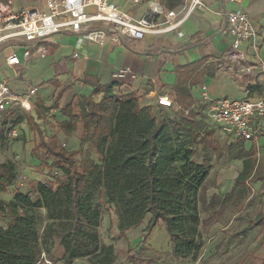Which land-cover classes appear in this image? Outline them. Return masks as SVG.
I'll list each match as a JSON object with an SVG mask.
<instances>
[{
    "label": "trees",
    "instance_id": "1",
    "mask_svg": "<svg viewBox=\"0 0 264 264\" xmlns=\"http://www.w3.org/2000/svg\"><path fill=\"white\" fill-rule=\"evenodd\" d=\"M195 63L198 67L187 66L174 87L179 109L164 116L160 108L166 107L140 105L135 93L115 97L118 81L106 86L93 82L92 93H104L99 103L92 95L75 99L63 111L69 121L57 128L70 132L81 127L91 135H101L94 147L97 161L79 157V150L65 149L55 135L45 137L38 124L39 110L35 111L36 120L29 115L28 126L37 134L33 155L40 161L51 160L49 169L58 174L52 181L33 183V197L16 190L11 199L0 198V264H45L43 256L53 264L55 238L63 250L62 264L78 259H86V264H113L117 252L112 244L102 241L98 231L105 203L113 206L117 234L138 228L149 214L143 241L162 223L173 259L197 257L202 247L198 196L212 169L211 153L220 158L222 150L210 133L201 136L207 128L205 109L194 107L185 84L193 75L190 72L202 64ZM215 67L206 65L196 73V79L204 73L213 75ZM107 105L108 116L104 111ZM180 131L190 134L188 143L173 146L170 134ZM196 139L202 145L201 161L192 158L191 145ZM258 178L253 159L244 158L224 202L239 206L248 192V181ZM14 180V165L0 163V192ZM1 220H6L5 225ZM251 224L260 226L264 237V214ZM133 252L131 247L126 250L129 257ZM141 261L159 264L152 259ZM251 263L264 264V254L253 256Z\"/></svg>",
    "mask_w": 264,
    "mask_h": 264
},
{
    "label": "crops",
    "instance_id": "2",
    "mask_svg": "<svg viewBox=\"0 0 264 264\" xmlns=\"http://www.w3.org/2000/svg\"><path fill=\"white\" fill-rule=\"evenodd\" d=\"M110 1L134 18L146 16L151 12L152 7L165 12L177 7L180 3L173 0ZM90 10L92 11V9ZM232 10L245 12L256 29L255 38L241 46L246 52V56L239 62H233L228 58L231 38L227 34L225 13ZM162 18V14H155L153 17L156 21H161ZM43 45V55L39 50L33 53L28 61H22L20 65L14 67L5 64V55L8 50H0V80L8 79L13 92L26 93L31 88L36 89L30 101L33 103L35 111L39 110L41 113V118L38 120L40 128L45 137L55 135L67 150H78L86 131L78 127L74 131L64 132L57 128V124L69 121V116L63 111L75 99L87 98L92 95L94 102L102 101L103 92L92 93L94 81L101 86L118 81L120 86L115 89V97L118 91L122 92L120 96L135 93L139 98L140 105L155 106L157 109L160 108L156 104L158 96H171L175 106L160 108L163 116L179 109L175 102L176 93L174 91L179 74L187 66L197 68L195 62L199 61L202 62L199 65L200 68L191 71L190 73L193 75L185 82L194 107L197 105L204 109L206 107L205 103L200 100L201 85L206 86L207 92L212 98L228 96L257 100L263 95L264 77L260 71L264 69V0H203V6L196 8L177 31L147 34L139 40L118 37L109 39L104 46L92 43L76 46V35L62 31L51 35ZM211 63L216 64L214 74L204 73L202 77L196 79V73ZM243 67L251 69L246 72L242 70ZM120 69L126 70L125 76L114 79L113 73ZM5 70L10 74H5ZM9 110L2 113H7ZM205 117L207 128L201 133V136L210 133L212 140L218 145L237 144L244 148L247 147L246 150L254 149L255 156H257L256 161H254V157H244L253 159L254 172L260 177L251 181L264 180V175L255 171L256 165L260 161L259 156L264 154V117L253 119L255 135L251 140L223 135L208 120L206 113ZM261 214L264 213L259 215ZM252 220L249 222L250 226L259 229V235L264 243L260 226L252 225ZM157 225H161V223ZM155 229L156 226L150 233L152 234ZM222 234L217 233L216 236L211 237L207 246H204L206 251L201 249L196 258L202 259L205 254L207 256L209 252L214 251L224 239ZM124 235L125 237L130 236L127 232ZM137 236H140L139 231L133 234V238H137ZM159 243L162 244L157 242L149 245L154 250L166 248L170 253L171 246L168 237L165 236L163 242ZM52 254L55 259L61 258L63 254L59 238L54 240ZM253 256L259 255H251L249 264H252ZM78 261L76 262L78 263ZM80 264L84 263L80 261ZM113 264H116V260Z\"/></svg>",
    "mask_w": 264,
    "mask_h": 264
},
{
    "label": "rangeland",
    "instance_id": "3",
    "mask_svg": "<svg viewBox=\"0 0 264 264\" xmlns=\"http://www.w3.org/2000/svg\"><path fill=\"white\" fill-rule=\"evenodd\" d=\"M43 2L44 0H0V13L14 12L32 5H42ZM4 73L10 74L7 70ZM121 94L122 92L118 91L116 97L119 98ZM104 111L108 116L110 105H107ZM28 119L29 115L20 106L0 114V163H12L15 170L13 185L0 192V198L3 200L11 199L16 190L28 192L33 197L31 192L33 183L52 181L58 174L55 170L49 169L51 160L40 161L33 155L32 149L37 141V134L28 127ZM85 134L78 149V156L97 161L98 156L94 147L101 135H91V132H85ZM189 137L190 134L181 131L170 134L173 146L187 144ZM201 147L198 139L191 145V149L194 150L192 158L196 161L202 159ZM219 147L222 155L216 158L211 153L212 169L198 196L201 249L206 251L208 240L217 233H223L224 239L219 246L207 256L205 254L202 259L175 260L166 248L154 250L149 245L157 242L162 244L159 242H163L165 236L168 237L162 223V226L156 225L154 232L149 233L143 241V234L150 219L148 214L146 220L138 228L129 230L127 233L130 236L125 237V235L117 234L113 206L105 203L102 206L103 215L98 231L102 241L114 246L117 252L116 264H142L143 259H152L159 264H249L251 255H260L264 252V243L259 235V229L249 224L250 220L264 213V180L248 181V193L240 206H231L223 201V196L231 190L241 170L244 157H254L256 161L257 156L254 149L246 150L247 147L237 144H219ZM259 160L255 171L264 175V154L259 156ZM5 221L1 220V224L5 225ZM137 231L140 232V236L133 238V234ZM129 247L134 249L131 257L126 254ZM78 260L79 264L80 261L86 264V259ZM55 261L53 264H62L58 258ZM75 262L74 264H78Z\"/></svg>",
    "mask_w": 264,
    "mask_h": 264
},
{
    "label": "built area",
    "instance_id": "4",
    "mask_svg": "<svg viewBox=\"0 0 264 264\" xmlns=\"http://www.w3.org/2000/svg\"><path fill=\"white\" fill-rule=\"evenodd\" d=\"M202 6L203 0H181L173 9L163 12L162 9L152 7L146 16L134 18L110 0H44L42 5L0 13V50H8L5 64L14 67L22 61H28L39 50L43 55L45 40L62 31L76 35V46L83 43L104 46L109 39L118 37L139 40L147 34L177 31L191 13ZM155 14H162V20H154ZM225 20L227 34L231 38L228 58L233 62L244 60L246 52L241 46L255 38V26L242 11L226 12ZM250 69L242 68L246 72ZM260 72L264 77V69ZM125 74L126 70L120 69L113 73V78L120 79ZM35 91V88H31L26 93L13 92L8 79L0 80V113L20 106L26 114L32 115L35 107L30 99ZM200 100L205 103L208 120L226 136L251 140L255 135L253 119L264 117V89L263 95L257 100L228 96L212 98L206 86L201 85ZM156 104L166 108L175 106L169 95L158 96ZM43 259L45 264H52L44 256Z\"/></svg>",
    "mask_w": 264,
    "mask_h": 264
},
{
    "label": "water",
    "instance_id": "5",
    "mask_svg": "<svg viewBox=\"0 0 264 264\" xmlns=\"http://www.w3.org/2000/svg\"><path fill=\"white\" fill-rule=\"evenodd\" d=\"M32 116L35 118V120H36V114H35V112L32 114Z\"/></svg>",
    "mask_w": 264,
    "mask_h": 264
},
{
    "label": "bare ground",
    "instance_id": "6",
    "mask_svg": "<svg viewBox=\"0 0 264 264\" xmlns=\"http://www.w3.org/2000/svg\"><path fill=\"white\" fill-rule=\"evenodd\" d=\"M24 104L27 106L28 105V103L27 102H24Z\"/></svg>",
    "mask_w": 264,
    "mask_h": 264
}]
</instances>
